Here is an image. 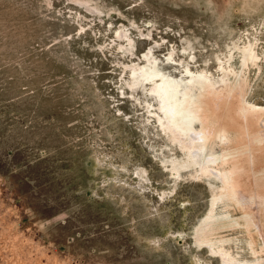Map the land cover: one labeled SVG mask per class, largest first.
I'll list each match as a JSON object with an SVG mask.
<instances>
[{
  "label": "rangeland",
  "instance_id": "374dc122",
  "mask_svg": "<svg viewBox=\"0 0 264 264\" xmlns=\"http://www.w3.org/2000/svg\"><path fill=\"white\" fill-rule=\"evenodd\" d=\"M150 54L176 78L236 69L209 104L246 139L259 228L134 76ZM243 100L264 106V0H0V264H264V126Z\"/></svg>",
  "mask_w": 264,
  "mask_h": 264
},
{
  "label": "bare ground",
  "instance_id": "6f19581e",
  "mask_svg": "<svg viewBox=\"0 0 264 264\" xmlns=\"http://www.w3.org/2000/svg\"><path fill=\"white\" fill-rule=\"evenodd\" d=\"M254 46L255 44L253 43L249 47L247 45L244 50H242L245 55H242L247 58L246 60H248V62L255 64L260 60V56L256 53ZM166 59L168 61L174 60L172 53ZM217 61H219V71L222 73L219 77H215V75L208 70H202L203 72L197 73L185 66L182 71L185 76L176 78L167 75V71L164 72V70L159 69L156 66L154 57L150 54L147 56V63L139 67L140 72L133 73L137 79H145L154 86L152 89L157 95L156 100L158 99L161 104V111L165 117L163 120H166L167 128L170 132L174 133L176 136H180L187 142L189 151L196 153V156L198 155V158L201 160V167H203L202 172L205 170L206 172L217 174L225 186L221 193H226V195L228 193L232 196L239 206L243 207L244 210L251 214L250 222L259 228V224H256V220L251 213V202L255 201L258 205V202L255 200L257 198L255 197L254 199L251 195L245 194L236 185L238 179L235 178V175L237 173L240 174L239 171L237 172V168H240L237 167L238 165H236V163H239L237 159L241 156L239 152L242 151V147L247 145L245 142L246 139L244 140L242 135L237 134L234 129L229 128L225 124V120L222 118L219 119L218 117L216 118L213 113L215 107L212 109L209 104L211 100H215L217 109L221 111L223 98H234L236 96L234 91H237L234 90L232 92L234 88L232 89L231 87V80V83H228V79L231 75H238L236 69L227 65L225 60L221 58H218ZM243 72H241V74ZM142 82L144 83V81ZM223 90L226 93L220 96ZM240 114L245 117L246 120H248L249 115H252L255 122L264 126V106L260 107L251 103L249 100H243ZM160 121H162V118ZM196 130H199V132L196 133ZM215 148H217V152ZM246 150H248V148H246ZM208 155L210 156L208 157ZM246 155L245 153V156ZM220 165L224 168L220 169ZM239 166L243 165L239 163ZM231 188H233V192L230 190ZM261 204H259V207L264 208V202L262 206ZM254 225L251 224L250 226ZM262 232L264 234V229ZM260 263L262 264V262Z\"/></svg>",
  "mask_w": 264,
  "mask_h": 264
}]
</instances>
